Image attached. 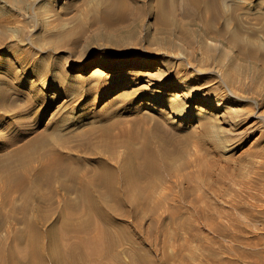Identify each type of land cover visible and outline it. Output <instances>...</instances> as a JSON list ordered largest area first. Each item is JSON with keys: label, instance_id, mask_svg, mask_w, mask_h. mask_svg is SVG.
Returning <instances> with one entry per match:
<instances>
[{"label": "rangeland", "instance_id": "374dc122", "mask_svg": "<svg viewBox=\"0 0 264 264\" xmlns=\"http://www.w3.org/2000/svg\"><path fill=\"white\" fill-rule=\"evenodd\" d=\"M182 2L173 12L185 21ZM219 3L214 33L198 19L185 39L161 31L159 0H0V167L35 141L89 175L99 139L122 138L114 153L139 162L149 147L168 153L152 200L146 176L111 199L106 240L81 187L69 200L57 182L40 190L49 201L0 200V240L26 238L0 241V254L20 252L35 227L45 254L55 234L62 249L82 241L87 264H264V0ZM139 59L150 64L130 73Z\"/></svg>", "mask_w": 264, "mask_h": 264}, {"label": "bare ground", "instance_id": "6f19581e", "mask_svg": "<svg viewBox=\"0 0 264 264\" xmlns=\"http://www.w3.org/2000/svg\"><path fill=\"white\" fill-rule=\"evenodd\" d=\"M175 4V0L171 2L159 0L158 9L160 11L157 13V19L160 22V28L163 33L173 34L176 28L179 29V33L183 36L180 37L187 39L190 36V30L186 26L194 25L198 19L205 22L204 29L207 35L214 33L210 21H217L222 14L219 11V0H183L182 11L183 18H186L185 21L177 17L176 11L173 12ZM122 7L123 10L127 7L125 1ZM207 10L211 14L209 19L205 18L203 14ZM196 38L198 42V37ZM199 39L201 40V36H199ZM192 41L194 40L189 39L188 42L191 43ZM205 46L209 49L207 44ZM149 64V60L139 59L130 64L128 68L130 71H128L131 73L137 69L147 67ZM95 72H100V69H96ZM204 94L205 96H210L211 92L205 91ZM122 141V138H114L108 142L105 139L98 140L92 149L95 150L98 147L100 150L96 152H100L98 154L101 158L98 165L94 168L92 175H89V168H87L86 172L82 168V162L75 160V158L73 159L71 154H67V150L64 148L56 146L46 148L42 145L40 146L41 143L37 141L27 143L19 147L12 154H8L5 160H1L6 164L0 167L1 180L5 183L1 184L0 200L1 202L11 203L16 198L13 193L21 191L22 197L27 204H30L31 201H49L54 195L43 193L40 190L46 187L49 188L56 182L58 183V187L63 189L64 193L62 194L64 195L62 199L69 200L73 191L81 187L84 189V193L83 196L80 195L78 198H84L86 200L85 204H88L91 212L98 216L99 225L103 227V231L97 237L100 240H106L115 221V209L113 204L110 203L111 199H118L119 192L123 187L127 189L135 188L139 178L146 176L151 181V185L148 187V199L152 200L156 183L152 180L151 174L159 167L157 158L161 155L163 156V154H168L164 150L161 152L156 150L154 152L149 147L147 155L141 162L134 159L135 151L131 149L127 154L119 157V155L114 153V144H121ZM107 151H112V153L104 154ZM17 179L21 180L18 189L14 186ZM27 208V206H24V209H22L24 215L28 213ZM85 214H87V211ZM7 217L20 220L15 215H8ZM71 219L73 222L74 219ZM33 232L35 235L30 240H27L25 247L20 252L11 249L6 244L4 252L0 254V264H28L27 255L31 257V264H60L61 259H67L68 261L76 260V264H87L88 259H91V255L84 249L85 245L82 241L72 242L67 248L62 249L57 241L59 237L55 234L48 237L47 241H50L51 245L45 254L44 249L47 244L44 237L45 233L35 227L33 228ZM25 240L26 238L22 236H11L0 241L21 243Z\"/></svg>", "mask_w": 264, "mask_h": 264}]
</instances>
